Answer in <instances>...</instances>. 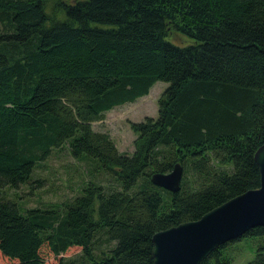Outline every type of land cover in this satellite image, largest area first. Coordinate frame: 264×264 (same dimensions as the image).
<instances>
[{"label": "trees", "instance_id": "trees-1", "mask_svg": "<svg viewBox=\"0 0 264 264\" xmlns=\"http://www.w3.org/2000/svg\"><path fill=\"white\" fill-rule=\"evenodd\" d=\"M49 1L0 0L2 264H154L156 232L260 186L264 0H52L56 18ZM158 80L157 117L131 122L133 152H120L92 123ZM65 144L105 185L88 179L62 205L25 211L3 194ZM176 163L179 191L151 182ZM244 236L257 241L245 264H264V226ZM240 238L200 264H232L222 251Z\"/></svg>", "mask_w": 264, "mask_h": 264}, {"label": "rangeland", "instance_id": "rangeland-1", "mask_svg": "<svg viewBox=\"0 0 264 264\" xmlns=\"http://www.w3.org/2000/svg\"><path fill=\"white\" fill-rule=\"evenodd\" d=\"M75 1L77 0H67L66 2L73 3ZM46 12L51 18L62 17L61 4L49 1L46 5ZM167 38L178 45H186L191 42L186 36L171 29L168 31ZM167 86L168 82L156 81L148 94L137 98L134 102L115 106L105 113L102 121L93 122V128L108 132L120 152L132 153L136 134L131 129L130 123L143 121L147 116L157 117L158 98ZM107 178L102 175H91L88 161L75 159L65 144L51 152L50 157L36 169L32 180L19 184L15 188L6 187L2 192L6 197L16 201L20 209L25 211L36 207L46 208L62 205L78 194L80 187L88 179H97L105 185L103 181ZM256 250L257 241L252 237L244 236L227 244L222 252L232 258V264H245L254 257ZM79 252L80 248L73 247L64 254V257H73ZM3 262L5 261L0 255V264Z\"/></svg>", "mask_w": 264, "mask_h": 264}, {"label": "water", "instance_id": "water-1", "mask_svg": "<svg viewBox=\"0 0 264 264\" xmlns=\"http://www.w3.org/2000/svg\"><path fill=\"white\" fill-rule=\"evenodd\" d=\"M260 186L247 190L197 220L156 232L152 237L154 264H200L218 246L240 238L255 226H264V144L254 153ZM183 168L176 163L168 173H153L151 182L175 193L180 190Z\"/></svg>", "mask_w": 264, "mask_h": 264}, {"label": "bare ground", "instance_id": "bare-ground-1", "mask_svg": "<svg viewBox=\"0 0 264 264\" xmlns=\"http://www.w3.org/2000/svg\"><path fill=\"white\" fill-rule=\"evenodd\" d=\"M214 252V251H213Z\"/></svg>", "mask_w": 264, "mask_h": 264}]
</instances>
